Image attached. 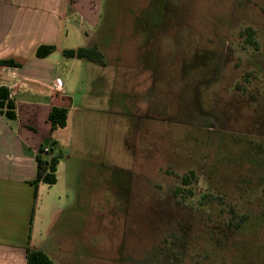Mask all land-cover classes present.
Wrapping results in <instances>:
<instances>
[{
    "label": "rangeland",
    "instance_id": "obj_1",
    "mask_svg": "<svg viewBox=\"0 0 264 264\" xmlns=\"http://www.w3.org/2000/svg\"><path fill=\"white\" fill-rule=\"evenodd\" d=\"M99 11L106 66L97 80L82 73L75 141L53 148L71 159L65 208L44 215L49 257L264 264V0H103Z\"/></svg>",
    "mask_w": 264,
    "mask_h": 264
},
{
    "label": "crops",
    "instance_id": "obj_2",
    "mask_svg": "<svg viewBox=\"0 0 264 264\" xmlns=\"http://www.w3.org/2000/svg\"><path fill=\"white\" fill-rule=\"evenodd\" d=\"M102 2L0 0V59L13 58L21 63L0 65V85L7 88L15 112V118L0 112V264H25L28 247L49 256L50 241L42 236L44 215L51 208L56 214L65 208L62 200L66 195V164L71 158L66 150L61 153L54 184H34L35 155L51 139L58 147L66 136V141H75L74 132L68 128H75V112L84 109L73 105L83 81L82 73L90 69L95 80L103 78L97 73L98 68H105V62L94 67L84 63L83 58L62 53L67 48L97 45L93 34L100 23ZM40 44H54L55 49L37 57L35 49ZM56 78L62 81L61 91L54 90ZM52 106L68 109L64 127L51 129L47 115ZM56 184L59 187L52 193L45 187Z\"/></svg>",
    "mask_w": 264,
    "mask_h": 264
},
{
    "label": "trees",
    "instance_id": "obj_3",
    "mask_svg": "<svg viewBox=\"0 0 264 264\" xmlns=\"http://www.w3.org/2000/svg\"><path fill=\"white\" fill-rule=\"evenodd\" d=\"M252 28L245 27L240 31L244 35L247 42L253 43L256 46L252 37ZM55 49L54 44H40L35 49V56L44 57ZM63 55L66 57H76L90 60L97 64H103V54L96 45L80 46L76 48L63 49ZM21 63L13 58L0 59L2 66H19ZM0 112L8 118H15L14 103L8 99V90L5 86L0 85ZM68 109L64 106H52L48 112L47 119L52 130L64 127L66 125ZM49 149L43 151V145L38 149L35 155L36 161V177L34 184L38 181H43L48 185H52L56 181V166L61 154H56L53 150L55 146L54 140H49ZM192 173V171H190ZM182 184L190 183L189 175L181 177ZM25 264H56L44 251L28 247L26 250Z\"/></svg>",
    "mask_w": 264,
    "mask_h": 264
},
{
    "label": "built area",
    "instance_id": "obj_4",
    "mask_svg": "<svg viewBox=\"0 0 264 264\" xmlns=\"http://www.w3.org/2000/svg\"><path fill=\"white\" fill-rule=\"evenodd\" d=\"M54 90L55 91H61L62 90V81L60 78L55 79ZM49 146H50L49 144H44L43 145V151H47L49 149Z\"/></svg>",
    "mask_w": 264,
    "mask_h": 264
}]
</instances>
